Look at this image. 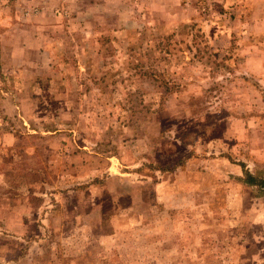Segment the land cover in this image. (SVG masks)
Returning <instances> with one entry per match:
<instances>
[{"label": "rangeland", "instance_id": "374dc122", "mask_svg": "<svg viewBox=\"0 0 264 264\" xmlns=\"http://www.w3.org/2000/svg\"><path fill=\"white\" fill-rule=\"evenodd\" d=\"M237 116L264 0H0V264H264Z\"/></svg>", "mask_w": 264, "mask_h": 264}, {"label": "crops", "instance_id": "0c3cea01", "mask_svg": "<svg viewBox=\"0 0 264 264\" xmlns=\"http://www.w3.org/2000/svg\"><path fill=\"white\" fill-rule=\"evenodd\" d=\"M25 30L28 32V28L27 27H32V25L26 23L24 25ZM16 33V32H15ZM28 38V37H27ZM29 42H33L34 40L31 41V39L27 42L28 46ZM19 50H23L27 48V44L24 43L21 46L18 47ZM17 48V49H18ZM23 48V49H22ZM13 54V53H12ZM21 60H23V58H20ZM19 59V60H20ZM254 117V116H252ZM234 119L237 122H240L239 120H243L244 124L242 126V129L240 128H236L235 129V133L238 135H241V139H239L238 141V149L240 151L239 155H246L249 156V159L251 160V163L249 164V161L247 159H240L239 161L236 159L237 163H233V169L236 173L235 174V178L237 179V181L240 183V186H246L249 188V190L251 191V196L249 199V203L251 205V208H253V212L255 211L258 212L259 209H261L264 206V200L261 199L264 198V184L263 186H261L259 183L256 184H249L246 182L245 180V173L248 172L249 174H251V176L253 178L256 179V182L262 181L264 180V170H262L264 168V127H262V131L263 134H261V139L259 140V142H257V144L252 146V136H253V129L251 128L252 125L249 121L250 117L248 116H237L234 117ZM245 135H243V133H245ZM226 138V137H225ZM238 139V138H237ZM249 142V144H248ZM248 144V146L250 145L251 147H247L246 145ZM249 154V155H248ZM227 153H219L218 156H226ZM262 162V163H261ZM237 168V169H236ZM258 190H261L258 192ZM256 191V194H255ZM262 248H257V253L258 256L261 253Z\"/></svg>", "mask_w": 264, "mask_h": 264}, {"label": "trees", "instance_id": "16d2710c", "mask_svg": "<svg viewBox=\"0 0 264 264\" xmlns=\"http://www.w3.org/2000/svg\"><path fill=\"white\" fill-rule=\"evenodd\" d=\"M193 25H194V24L191 23V24L187 27L188 30H189V28L194 27ZM107 38H109L108 35H107ZM245 180H246V182L249 183V184H256V185H257V184L259 183L261 186H263V184H264V180L259 181V182H256V179L253 178V177L251 176V174H249L248 172L245 173Z\"/></svg>", "mask_w": 264, "mask_h": 264}]
</instances>
